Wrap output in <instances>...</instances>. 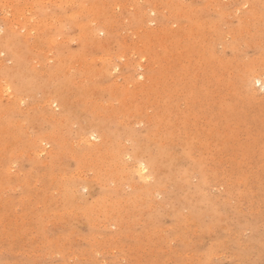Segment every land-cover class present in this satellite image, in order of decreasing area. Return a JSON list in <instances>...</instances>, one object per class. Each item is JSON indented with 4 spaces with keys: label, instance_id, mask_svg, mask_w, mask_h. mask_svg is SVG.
Masks as SVG:
<instances>
[{
    "label": "rangeland",
    "instance_id": "374dc122",
    "mask_svg": "<svg viewBox=\"0 0 264 264\" xmlns=\"http://www.w3.org/2000/svg\"><path fill=\"white\" fill-rule=\"evenodd\" d=\"M10 1L0 264H264V0Z\"/></svg>",
    "mask_w": 264,
    "mask_h": 264
},
{
    "label": "bare ground",
    "instance_id": "6f19581e",
    "mask_svg": "<svg viewBox=\"0 0 264 264\" xmlns=\"http://www.w3.org/2000/svg\"><path fill=\"white\" fill-rule=\"evenodd\" d=\"M3 1H4V0H3ZM8 1H10V0H6V2H8ZM11 1H12V2H11ZM11 1H10V5H11V6H12V5L14 6V4H15L14 2H16V0H15L14 2H13V0H11ZM27 1H28V0H27ZM33 1H34L35 3H37V1H38V3L43 4V3H42L43 1H41V0H40L41 2H40L39 0H37V1L33 0ZM33 1H32V2H33ZM44 1H45V0H44ZM46 1H47V0H46ZM68 1H69V0H68ZM17 2H18V1H17ZM17 2H16V3H17ZM19 2H20V0H19ZM19 2H18V3H19ZM32 2H31V3H32ZM47 2H48V1H47ZM72 2L74 3V0H73ZM75 2H76V1H75ZM0 3H2V2H0ZM3 3H4V2H3ZM11 3H12V4H11ZM13 3H14V4H13ZM174 3H175V2H174ZM6 4H7V3H6ZM8 4H9V3H8ZM8 4H7V7H6V8H8V7L10 8V9H9V14H10V13H11L10 10L12 9L13 6L10 7V6H8ZM33 4H34V3H33ZM44 4H45V2H44ZM75 4H76V3H75ZM2 5H3V4H2ZM35 5H36V4H35ZM4 6H5V4H4ZM38 6H39V5H38ZM104 6H105V5H104ZM23 7H24V6H23ZM27 7H29V6H27ZM33 7H35V6L33 5ZM180 7H181V6H180ZM17 8H18V7H17ZM31 8H32V5L30 6V9H31ZM37 8H38V7H37ZM0 9H1V7H0ZM19 9H20V8H19ZM22 9H23V8H22ZM25 9H26V8H25ZM30 9H29V11H30ZM34 9H35V8H34ZM84 9H85V11H86L87 8H86V7L82 8V9H81V10H82V13L85 12ZM5 10H6V9H5ZM32 10H33V9H32ZM32 10H31V11H32ZM12 11H15V10L12 9ZM22 11H26V12H27L28 10H24V9H23ZM87 11H89V8H88ZM87 11H86V12H87ZM7 12H8V11H7ZM19 12H20V11H19ZM19 12H15V13L12 12V14L15 15L16 13H18L17 15H20V13H22V12H20V13H19ZM90 12H91V11H90ZM3 13H4V12H3ZM5 13H6V11H5ZM24 13H25V12H24ZM29 13H32V12H29ZM74 13H75V12H74ZM76 13H77V12H76ZM78 13H79V11H78ZM95 13L98 14V10L95 9ZM32 14H33V13H32ZM84 14H86V13H84ZM84 14H83V15H84ZM3 15H4V14H3ZM17 15H15L16 19H17ZM21 15H23V16H22L23 19H26V18L28 17V14H27V17H26V15H24L23 13H22ZM33 15H34V14H33ZM33 15H32V16H33ZM71 15H73V13H72ZM76 15H77V14H76ZM78 15H79V14H78ZM29 16L32 17L31 15H29ZM11 17H12V16H11ZM15 17L13 16L12 18H15ZM19 17H20V16H19ZM22 17H21V18H22ZM25 17H26V18H25ZM12 18H11V19H12ZM56 18H57V17H56ZM94 18H95V17H94ZM107 18H108V17H107ZM9 19H10V18H9ZM11 19H10V20H11ZM28 19L31 20V19H33V18H28ZM28 19H26V20H28ZM60 19H61V18H60ZM74 20H76V19H74ZM13 21L15 22V19H14ZM18 21H20V20L18 19ZM21 21H23V20H21ZM28 21H29V20H28ZM28 21H25V22H28ZM60 21H61V20H60ZM62 21H63V20H62ZM11 22H12V21H11ZM35 22H36V21H35ZM35 22H34V19H33V22H32L31 24H34ZM49 22H50V23H49ZM49 22L47 23V25L52 23L50 20H49ZM9 23H10V22H9ZM29 23H30V21H29ZM44 23H45V22H44ZM57 23H58V22H57ZM99 23H100V22H99ZM11 24H12V26H13L14 23H11ZM15 24H17V23H15ZM15 24H14V25H15ZM23 24H24V22H23ZM27 24H28V23H27ZM31 24H30V26H31ZM38 24H39V23H38ZM38 24H35L36 26L34 25L35 28L37 27ZM25 25H26V23H25ZM39 25L42 26V25H43L42 22H41V24H39ZM39 25H38V26H39ZM81 25H82V24H80V25L78 24V26H81ZM60 26H61V25H60ZM19 27H20V26H18V24H17V28H19ZM47 27H48V26H47ZM57 27H58V26H57ZM82 27L84 28V26H82ZM87 27H88V26H87ZM11 28H12V27H11ZM13 28H14V27H13ZM13 28H12V29H13ZM25 28L28 29V28H27V25L25 26ZM32 28H33V27H32ZM42 28L45 29L44 25H43ZM59 28H61V27H59ZM83 28H81V29H83ZM19 29H20V28H19ZM22 29H23V27H22ZM50 29H51V28H50ZM56 29H57V28H56ZM17 30H18V29H17ZM40 30H41V29H40ZM54 30H55V28H54ZM89 30H90V31H89ZM101 31H104V30H101ZM16 32H17V31H16ZM19 32H21V31H19ZM96 32H97V29H94V27H89V28L87 29L86 33L84 34V35H85V38H86V39H89L90 36H94V37H96V34H98V33H96ZM22 34H23V33H22ZM26 35H27V34H26ZM27 36H28V35H27ZM27 36H26V38H27ZM34 36H35V35H34ZM28 37H30V36H28ZM31 37H32V35H31ZM31 37H30V38H31ZM30 38H27V39L29 40ZM49 38H51V37H49ZM49 38H48V40H49ZM8 40H11V39H8ZM78 40H79V39H78ZM29 41H30V40H29ZM50 41H51V40H50ZM50 41H48V42L50 43ZM56 41H57V40H56ZM26 42H27V41H26ZM12 43H13L12 40H11V42H10V41H5L4 47H10ZM33 43H34V42H33ZM54 43H55V41H54ZM37 45H38V43H37ZM37 45H36L35 48L33 47L35 50H36V48H37ZM87 45H88V44H87ZM33 46H34V44H33ZM38 48H39V47H38ZM38 48H37V49H38ZM36 51H37V50H36ZM42 51H44V49H43ZM48 51H50V50H48ZM44 52H45V51H44ZM46 52H47V51H46ZM46 52H45V53H46ZM50 52H52V51H50ZM35 61H36V60H35ZM36 62H37V61H36ZM58 62H61V59H60ZM87 63H88V62H87ZM66 68H67V67H66ZM64 69H65V68H64ZM71 69H72V68H71ZM6 71H7V70H6ZM41 74H42V73H41ZM251 78H252V77H251ZM259 79H260V77H259ZM259 79H256V80H258V83L260 84V80H259ZM254 80H255V78H254ZM251 81H252V80H251ZM1 83H2V81L0 80V84H1ZM3 85H5V84H3ZM250 85H251V84H250ZM261 85H262V84H261ZM20 86H21V85H20ZM16 87H17V86H16ZM2 88H4V87H0V89H2ZM5 88H7V87H5ZM5 88H4V89H5ZM263 88H264V86H263ZM19 90H20V89H19ZM5 96H6V95H5ZM55 98H56V97H55ZM16 105H17V104H16ZM18 105H19V104H18ZM64 106H65V105H64ZM64 106H63V107H64ZM93 136H94V135H93ZM93 136H91V137H93ZM95 138H96V137H95ZM95 138H94V139H95ZM98 138H99V137H98ZM91 141H92V140H91ZM93 147H94V146H93ZM117 162H118V161H117ZM116 164H117V163H116ZM138 168H139V169H138L136 172H137L139 178H140L141 180H143V181L147 180V178H148V176H147V174H148V167L145 166V165H140V167H138ZM134 172H135V171H134ZM69 199H70V198H69Z\"/></svg>",
    "mask_w": 264,
    "mask_h": 264
}]
</instances>
